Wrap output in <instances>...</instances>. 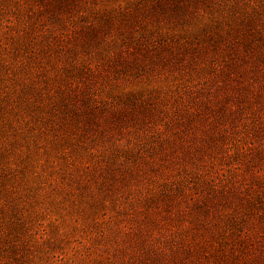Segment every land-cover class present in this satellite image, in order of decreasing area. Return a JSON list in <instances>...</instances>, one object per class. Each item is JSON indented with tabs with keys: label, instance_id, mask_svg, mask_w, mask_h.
Returning <instances> with one entry per match:
<instances>
[{
	"label": "rangeland",
	"instance_id": "rangeland-1",
	"mask_svg": "<svg viewBox=\"0 0 264 264\" xmlns=\"http://www.w3.org/2000/svg\"><path fill=\"white\" fill-rule=\"evenodd\" d=\"M0 264H264V0H0Z\"/></svg>",
	"mask_w": 264,
	"mask_h": 264
}]
</instances>
